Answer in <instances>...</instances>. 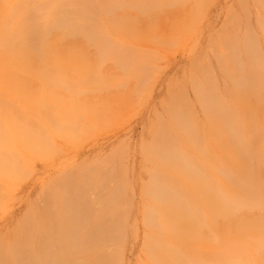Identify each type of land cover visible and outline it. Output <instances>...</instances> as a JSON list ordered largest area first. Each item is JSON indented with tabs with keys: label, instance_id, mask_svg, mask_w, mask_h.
Returning <instances> with one entry per match:
<instances>
[{
	"label": "bare ground",
	"instance_id": "obj_1",
	"mask_svg": "<svg viewBox=\"0 0 264 264\" xmlns=\"http://www.w3.org/2000/svg\"><path fill=\"white\" fill-rule=\"evenodd\" d=\"M172 1L156 0L146 19L137 11L146 0H0V143L6 146L0 157L15 155L19 163L11 150L19 141L50 159L35 135L44 140L57 116L78 104L99 116L108 98L100 64L109 65L99 69L103 73L114 69L113 60L122 66L136 62L140 69L138 51L125 43L133 36L143 41L156 29L155 20L168 18ZM253 3L261 10L258 29L246 27L237 32L240 38L230 32L212 37L184 82L170 83L174 105L168 119L152 126V140L140 145L152 169L149 182L139 184L145 197L139 211L146 244L161 242V250L149 249L139 264H264V0ZM126 7L127 13L116 12ZM56 22L60 31L46 34ZM185 24L169 27L184 33L190 27ZM209 58L218 61L217 71ZM187 84L201 116L184 93ZM38 106L46 107L47 128L36 118ZM120 154L114 152V166L103 164L94 178L92 168L65 165L63 177L58 170L65 183L51 184L43 202L31 204L0 233V264H66L69 253L76 256L71 264H122L132 184L128 169L113 160ZM80 224L86 236L77 233ZM107 235L117 236L112 255L102 242Z\"/></svg>",
	"mask_w": 264,
	"mask_h": 264
},
{
	"label": "rangeland",
	"instance_id": "obj_2",
	"mask_svg": "<svg viewBox=\"0 0 264 264\" xmlns=\"http://www.w3.org/2000/svg\"><path fill=\"white\" fill-rule=\"evenodd\" d=\"M174 1L168 4V18L155 20L156 29L150 31L143 41L133 36L131 41L125 43L127 50L138 51L142 60V69H139V64L136 62L122 66L113 60L111 64L114 69L105 68L103 73L99 69L109 65L104 61L100 64L97 72L107 78L102 91L106 97L108 96L104 101L109 108L103 105L106 107L99 116H96L95 112L86 105L78 104L67 114L57 116L56 125L46 130L44 140L35 135L40 149L51 153L50 159L41 157L37 149H26L19 141H15L11 149L14 154L19 155V163L13 160L16 158L15 155L11 158L0 157L2 179L0 180V233L14 226L15 221L25 215L31 204L43 202L45 192L51 184L56 186L64 182L63 179L60 180L61 178L58 180V177L61 172L65 173V165L71 170L78 166L92 168L93 177L99 173L103 164L106 167L114 166L110 157L114 152L121 151L123 154L113 160L128 169L126 178L132 184L130 193L132 208L128 209L129 215L123 230L127 238L121 248L122 264H139L149 249L153 254L160 252L161 242L157 241L150 248L146 244L147 229L143 224L145 219L139 211V207L145 201L139 184L149 182L152 169L150 165L144 164L140 145L152 140V126L168 119V114L174 105L173 100L169 99L170 92H173L170 83L184 82L182 80L185 74L189 73L192 62L209 49L212 37L225 35L226 32L233 35H237V32L241 34L246 27L257 30V18L261 11L253 0H192V7L189 8L182 3L184 0ZM140 4L143 6H139L137 11L139 10L140 16L146 19L151 17L152 11H156V0H146L145 4L143 2ZM127 8L129 9V7L117 8L116 12L125 14ZM233 14L235 16L232 18ZM236 18L237 23L233 21ZM172 22L177 23V27L188 22L190 27L183 33L180 31L182 28L171 29L169 25ZM230 22L233 25H230ZM56 31H60V24L57 22L48 27L46 34ZM237 37L240 38L239 35ZM262 56L264 60V54ZM209 61L211 68L217 71L218 61L213 58H209ZM140 70L142 75L136 77V72ZM128 84L131 87L129 91ZM174 89L176 91L177 88ZM81 92L84 95L90 93L84 86ZM184 93L192 101L196 113L201 116L199 104H195V94L191 85L187 84L184 87ZM37 108L36 118L43 124L47 115L44 109L46 107ZM43 127L47 128L46 123ZM5 149L6 146L0 143V154ZM118 182L112 183L113 187L116 188L120 183ZM172 194V192L168 193V199ZM100 209L101 205L98 203L95 211L99 212ZM73 222L80 223L79 220ZM85 229L87 230L80 224L77 233L86 236ZM116 238L115 235H107L102 240L103 244L108 246L109 255L116 251L117 247L115 248L116 244H114ZM170 245L175 246L174 243ZM208 245L211 248L216 246L214 242ZM68 257L71 260L66 264L76 261L74 254L69 253Z\"/></svg>",
	"mask_w": 264,
	"mask_h": 264
}]
</instances>
